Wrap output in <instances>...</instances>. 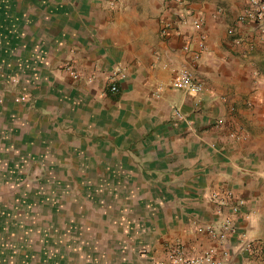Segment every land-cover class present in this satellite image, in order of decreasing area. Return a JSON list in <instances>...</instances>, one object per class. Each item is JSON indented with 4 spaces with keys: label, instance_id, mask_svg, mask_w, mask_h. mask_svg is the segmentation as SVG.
Here are the masks:
<instances>
[{
    "label": "crops",
    "instance_id": "1",
    "mask_svg": "<svg viewBox=\"0 0 264 264\" xmlns=\"http://www.w3.org/2000/svg\"><path fill=\"white\" fill-rule=\"evenodd\" d=\"M248 4L0 0V264H154L174 243L264 264V22L239 19ZM185 68L200 101L172 87ZM228 215L226 241L199 228Z\"/></svg>",
    "mask_w": 264,
    "mask_h": 264
},
{
    "label": "built area",
    "instance_id": "2",
    "mask_svg": "<svg viewBox=\"0 0 264 264\" xmlns=\"http://www.w3.org/2000/svg\"><path fill=\"white\" fill-rule=\"evenodd\" d=\"M242 22L254 21L256 24L262 25L264 22V0H249V4L246 7L243 14L239 18ZM197 26L201 25L200 20L194 22ZM263 28V27H262ZM264 32V29H262ZM201 46H204V41L201 42ZM67 69L71 70L74 75L77 76L75 70L71 65L67 66ZM124 75L121 68L114 71L111 76L110 89L112 91H117L118 89V78ZM172 87L177 89H182L186 92L194 94L198 100L201 99V94L204 90V84L191 70L182 69L176 77L172 80ZM173 116L177 119L184 118V113L182 110L175 106L173 108ZM215 198L218 197L217 193H214ZM232 196V192H228L227 199L229 201ZM222 203H226L225 198H221ZM242 204L241 200L236 201L233 205L234 212H238ZM201 230L206 229L212 236L220 239L221 241H226L230 232L234 230L233 218L232 216H225L218 224H208L199 227ZM246 248H250L252 243L246 240ZM144 254H148L147 250L143 251ZM228 250H224V254L227 255ZM154 264H222L221 260L215 259V250H206L201 254L188 255L185 246L182 243H174L168 245L165 250V257L162 259H155ZM249 264H255L254 262H249Z\"/></svg>",
    "mask_w": 264,
    "mask_h": 264
}]
</instances>
